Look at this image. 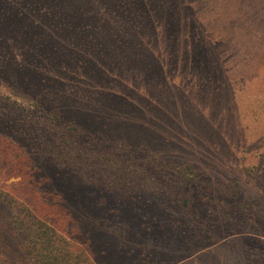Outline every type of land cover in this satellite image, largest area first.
Instances as JSON below:
<instances>
[{
  "label": "rangeland",
  "instance_id": "374dc122",
  "mask_svg": "<svg viewBox=\"0 0 264 264\" xmlns=\"http://www.w3.org/2000/svg\"><path fill=\"white\" fill-rule=\"evenodd\" d=\"M187 3L181 19L189 13L201 42L214 33L212 50L147 48L136 34L106 47L94 38L90 52L21 39L0 48V100L32 108L7 87L22 89L46 117L81 124L82 146L93 137L121 148L114 191L110 177L86 184L74 164L62 168L0 117V136L29 150L94 264H264V0ZM67 34L58 35L75 38ZM180 193L191 205L174 203ZM12 214L0 204V264H26Z\"/></svg>",
  "mask_w": 264,
  "mask_h": 264
},
{
  "label": "trees",
  "instance_id": "16d2710c",
  "mask_svg": "<svg viewBox=\"0 0 264 264\" xmlns=\"http://www.w3.org/2000/svg\"><path fill=\"white\" fill-rule=\"evenodd\" d=\"M187 1L176 0L172 4L167 0H0V48L16 42L20 44L21 39L29 46L34 42L41 46L64 43L90 52L96 49L94 38H102L99 39L102 46H98L106 47L122 44L115 36L122 39V36L136 34L135 42L139 40L138 44L147 48L157 44L165 50H193L194 54L196 49L200 51L207 47L212 50L211 47L218 46L213 44L214 33H204L201 42L196 23L190 26L189 13L181 19V11H189ZM151 12H156L154 17ZM67 32L75 34V38L63 40L59 37ZM98 33L104 36H98ZM76 35L86 36L83 39L88 42L76 40ZM72 55L71 64L75 68L79 63L75 60L76 55ZM7 88L17 100L27 99L33 105L32 108L12 107L0 100V117L33 140L40 154L62 168L74 164V170L86 184L99 185L102 178L110 177L108 188L114 191L122 188L120 175L114 172L122 163L121 148L116 143H113L114 150L100 148L96 145L99 140L92 137L82 146L79 141L87 131L81 124L71 120L64 124L58 112L46 117L45 107L37 99L23 93L22 89ZM124 148V152L129 149ZM136 156L138 154L133 155ZM145 159L151 162V154ZM107 160H110L108 164L103 162ZM13 178L18 180L12 181ZM131 186V190L139 188ZM171 196L176 205H191L183 198L184 194ZM0 204L13 212L11 222L22 240L26 264H94L89 243L82 237L78 223L64 207L62 198L49 191L48 182L40 175L39 166L29 150L16 143L12 135L0 136Z\"/></svg>",
  "mask_w": 264,
  "mask_h": 264
}]
</instances>
